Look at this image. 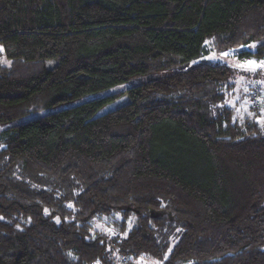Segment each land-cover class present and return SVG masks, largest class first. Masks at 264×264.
Listing matches in <instances>:
<instances>
[{
  "label": "trees",
  "instance_id": "1",
  "mask_svg": "<svg viewBox=\"0 0 264 264\" xmlns=\"http://www.w3.org/2000/svg\"><path fill=\"white\" fill-rule=\"evenodd\" d=\"M206 41L264 59V0H0V264H264V134Z\"/></svg>",
  "mask_w": 264,
  "mask_h": 264
},
{
  "label": "rangeland",
  "instance_id": "2",
  "mask_svg": "<svg viewBox=\"0 0 264 264\" xmlns=\"http://www.w3.org/2000/svg\"><path fill=\"white\" fill-rule=\"evenodd\" d=\"M257 43L258 42H252L250 44H246L225 52H217L215 50H212L209 43L207 42L206 47L209 49L208 53L197 59L195 62H224L231 66V77L226 87L223 89L225 93V100L220 102L218 104V107L223 108L225 106H229L233 108L235 117L240 121L245 120L246 118H255L261 125L262 133L264 134V123L259 122L260 120L264 119V69L251 71L248 70L247 67L237 66L244 64L245 61L249 60L264 61V59H260L255 54H252V52L256 49ZM252 45H255V47H251ZM226 52H231L232 54L224 56L223 53ZM0 62L4 65H8L10 63V60L4 54L3 44L1 42ZM173 70H175V68L162 72L149 73L146 75L133 77L123 83L114 85L101 91L87 93L74 100L64 101L52 106H40L38 108L32 109L26 115L10 121L8 124H16L30 120L32 118L41 117L46 113L64 109L95 98L107 99L105 104L98 110V114H101L127 101V89L132 85L145 82L151 78L163 77L173 72ZM1 128H3V125H0V129ZM174 131L175 130L171 129L168 131V135L171 137V140L167 142L163 137L166 133V130L163 129L159 131L158 143H181L179 134ZM123 261H121L122 264H129V262L125 263ZM131 264L160 263L156 260H149L140 257L133 258V263Z\"/></svg>",
  "mask_w": 264,
  "mask_h": 264
},
{
  "label": "snow or ice",
  "instance_id": "3",
  "mask_svg": "<svg viewBox=\"0 0 264 264\" xmlns=\"http://www.w3.org/2000/svg\"><path fill=\"white\" fill-rule=\"evenodd\" d=\"M207 43V42H206ZM251 47H255V45H252ZM231 52L223 53L224 56L231 55ZM238 67H247L248 70L255 71L257 69H264V61H245L244 64L237 65ZM260 123H264V119L259 121ZM167 258V257H166ZM190 264H194V262H190Z\"/></svg>",
  "mask_w": 264,
  "mask_h": 264
},
{
  "label": "built area",
  "instance_id": "4",
  "mask_svg": "<svg viewBox=\"0 0 264 264\" xmlns=\"http://www.w3.org/2000/svg\"><path fill=\"white\" fill-rule=\"evenodd\" d=\"M123 262H125L126 263V259H124V261Z\"/></svg>",
  "mask_w": 264,
  "mask_h": 264
}]
</instances>
